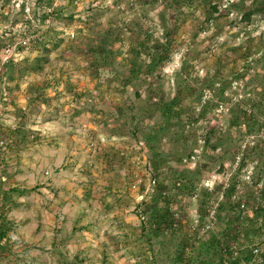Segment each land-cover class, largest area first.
Returning a JSON list of instances; mask_svg holds the SVG:
<instances>
[{
  "label": "rangeland",
  "instance_id": "rangeland-1",
  "mask_svg": "<svg viewBox=\"0 0 264 264\" xmlns=\"http://www.w3.org/2000/svg\"><path fill=\"white\" fill-rule=\"evenodd\" d=\"M21 32L0 62V264H250L264 0H0V48Z\"/></svg>",
  "mask_w": 264,
  "mask_h": 264
},
{
  "label": "built area",
  "instance_id": "built-area-1",
  "mask_svg": "<svg viewBox=\"0 0 264 264\" xmlns=\"http://www.w3.org/2000/svg\"><path fill=\"white\" fill-rule=\"evenodd\" d=\"M25 28H26V26H24L22 31H24ZM21 33L22 34H20L16 38H12L11 40L7 41V43H5L0 48V62L2 65H8L10 63V61L13 59V57L15 55L19 54L21 49H27L32 44L35 43V41H36L35 35L29 34L27 32H21ZM6 37H11V36H10V34H6ZM148 182L149 183H148L147 189L145 190V194L147 192L148 194H150V196H154L156 188H157V184H156L157 181L155 179H150ZM163 194L166 195L165 193H163ZM143 197L144 196L142 195L141 199H143ZM260 198H261V196H260ZM261 202H262V199H261ZM241 208H243V206H241ZM211 215H213V213ZM141 220L143 221L145 219L142 217ZM215 221H216V218L211 216L210 217V223H208L206 226H204L205 227L204 230H210ZM145 225H147V223ZM225 252H226V248L223 250L224 256H226ZM251 253H252V258L250 260V264L254 263L255 259H261L262 260V257L264 256V249L259 248V246H254L251 249Z\"/></svg>",
  "mask_w": 264,
  "mask_h": 264
},
{
  "label": "trees",
  "instance_id": "trees-1",
  "mask_svg": "<svg viewBox=\"0 0 264 264\" xmlns=\"http://www.w3.org/2000/svg\"><path fill=\"white\" fill-rule=\"evenodd\" d=\"M252 258V253H251V250L249 252V261L251 260ZM262 263L264 264V256L262 257Z\"/></svg>",
  "mask_w": 264,
  "mask_h": 264
},
{
  "label": "crops",
  "instance_id": "crops-1",
  "mask_svg": "<svg viewBox=\"0 0 264 264\" xmlns=\"http://www.w3.org/2000/svg\"><path fill=\"white\" fill-rule=\"evenodd\" d=\"M120 210V209H119Z\"/></svg>",
  "mask_w": 264,
  "mask_h": 264
}]
</instances>
